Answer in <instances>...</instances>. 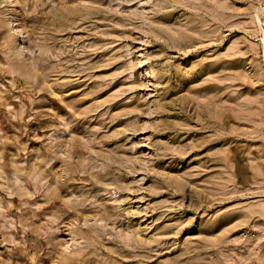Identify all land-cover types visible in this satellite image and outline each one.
<instances>
[{
	"label": "rangeland",
	"instance_id": "1",
	"mask_svg": "<svg viewBox=\"0 0 264 264\" xmlns=\"http://www.w3.org/2000/svg\"><path fill=\"white\" fill-rule=\"evenodd\" d=\"M0 264H264V0H0Z\"/></svg>",
	"mask_w": 264,
	"mask_h": 264
},
{
	"label": "bare ground",
	"instance_id": "2",
	"mask_svg": "<svg viewBox=\"0 0 264 264\" xmlns=\"http://www.w3.org/2000/svg\"><path fill=\"white\" fill-rule=\"evenodd\" d=\"M151 75V74H150Z\"/></svg>",
	"mask_w": 264,
	"mask_h": 264
}]
</instances>
